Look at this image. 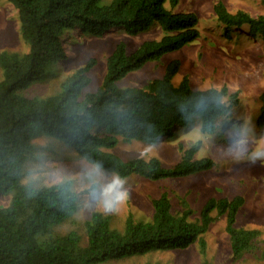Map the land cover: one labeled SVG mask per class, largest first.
Returning <instances> with one entry per match:
<instances>
[{"label": "trees", "instance_id": "1", "mask_svg": "<svg viewBox=\"0 0 264 264\" xmlns=\"http://www.w3.org/2000/svg\"><path fill=\"white\" fill-rule=\"evenodd\" d=\"M9 1L18 10L21 34L29 49L0 51V194L10 196L7 205H0V264H99L194 244L205 254V235L221 215L226 216L234 256L248 252L264 260L262 231L237 224L246 201L242 194L211 197L200 216L193 218L187 200L182 201V211H174L164 191L153 199L151 219L131 214L123 228L114 226L109 214L95 210L84 222L85 239L77 229H59L83 201L75 178L45 185L24 181L27 164L42 156L41 138L60 141L74 157L121 178L139 174L160 180L212 168L216 164L212 157H196L200 140L187 148L181 144V159L172 166L158 156L125 159L114 151L120 141L153 143L165 135L179 136L195 123L204 133L224 131L240 103L239 91L227 84L195 88L188 75L175 83L179 59L171 60L161 77L143 86L119 84L130 72L199 39L197 12L176 10L179 0ZM214 10L227 33L244 29L264 44V13L232 11L222 0ZM80 26L93 36H104L116 27L132 34L159 27L162 35L144 40L132 52L120 41L107 58L102 84L94 90L87 89L92 81V59L66 77L55 93L32 94L34 83L56 75L69 58L64 35L67 29ZM260 98L263 124L264 92ZM203 264L215 263L205 257Z\"/></svg>", "mask_w": 264, "mask_h": 264}, {"label": "rangeland", "instance_id": "2", "mask_svg": "<svg viewBox=\"0 0 264 264\" xmlns=\"http://www.w3.org/2000/svg\"><path fill=\"white\" fill-rule=\"evenodd\" d=\"M217 1L179 0L176 10H193L199 15L200 38L130 72L119 84L143 86L161 77L171 60L179 59L181 68L174 77L175 83L188 75L195 88L227 84L231 90L239 91L240 103L224 125V133H204L200 125L195 123L176 137L165 135L153 143L120 141L114 148L125 159L158 156L166 166H172L181 159V144L187 148L200 140L201 147L196 157L210 156L216 164L208 170L181 177L151 180L133 174L121 178L85 159L74 157L62 142L41 138L38 141L42 146V156L27 164L24 181L45 185L75 178L80 199H83L79 210L59 226L61 231L77 229L87 239L85 220L93 211H103L104 201L98 196L100 188L111 183L114 177H119L124 182L120 189L125 194L124 199L117 210L107 213L116 227L123 228L131 214L137 219H151L153 199L164 191L169 193L174 211H182V201L187 200L194 210L193 218L200 216L202 207L211 197L242 194L246 201L239 211L237 224L259 228L264 243V160L256 163L250 160L256 146L264 141V123H260V96L264 92V44L250 37L244 29H233L231 34L227 33L228 29L216 17L214 5ZM222 1L232 11L244 9L254 15L264 13L262 0ZM161 35L159 27L138 34L130 33L125 27H116L104 36H93L82 26L67 29L64 47L69 58L61 63L56 75L34 83L30 92L42 96L55 93L66 77L92 59H95L89 70L92 81L87 89L94 90L102 84L107 58L120 41H125L128 51L132 52L144 40L160 38ZM28 47L21 34L17 8L9 0H0V51L23 52ZM2 75L0 67V79ZM9 201L10 196L0 194V205H7ZM205 236L208 242L205 254L198 244H194L187 249L157 251L99 264H146L148 261L203 264L205 257L215 264H264L258 255L248 252L241 257L234 256L225 215L213 222Z\"/></svg>", "mask_w": 264, "mask_h": 264}, {"label": "clouds", "instance_id": "3", "mask_svg": "<svg viewBox=\"0 0 264 264\" xmlns=\"http://www.w3.org/2000/svg\"><path fill=\"white\" fill-rule=\"evenodd\" d=\"M250 160L256 163L258 160H264V141H261L251 153ZM123 181L119 177H114L111 183L102 186L98 193L99 198L104 201L103 211L108 213L117 210L124 199V193L120 190L123 187ZM87 207V205H85Z\"/></svg>", "mask_w": 264, "mask_h": 264}]
</instances>
